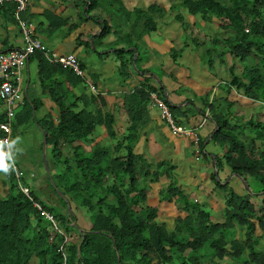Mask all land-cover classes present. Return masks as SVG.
I'll list each match as a JSON object with an SVG mask.
<instances>
[{
  "label": "trees",
  "instance_id": "trees-1",
  "mask_svg": "<svg viewBox=\"0 0 264 264\" xmlns=\"http://www.w3.org/2000/svg\"><path fill=\"white\" fill-rule=\"evenodd\" d=\"M88 1L87 12L100 3L99 0ZM17 6L16 0L0 3L2 15L7 20L25 22L22 12L26 6L16 15ZM178 6L204 21L215 18L218 28L229 32L226 37L211 38L212 48L205 50L202 60L210 67L212 50L216 47H219L217 55L221 61L225 54H230L232 63L227 68L230 79L224 84L260 103L259 110L246 120L249 136H243L236 133L238 124H230L227 115L218 109L217 101L214 106L202 99L209 111L216 108L211 115L218 129L213 132L212 139L224 148L223 163L239 177L255 179L261 186V191L255 193L259 195L264 192V0H181L180 4L172 3L168 10L156 4L126 10L120 4L118 12L125 16L123 23L131 24L121 40L133 47L129 52H124L122 47L115 49L120 73L127 74L134 50L138 69L141 55L137 41L155 30L158 19L167 11L186 28ZM104 24L101 36L111 31L108 22ZM44 49L52 52L45 46ZM171 53L173 59L179 54L177 51ZM125 54H129V58H125ZM31 56L39 58L38 74L42 81L47 71L64 67L59 62L51 63L41 51H35L28 58ZM237 63L242 65L239 73L235 70ZM63 70L76 79L75 83L83 85L81 76L70 67ZM49 90L52 94L53 89ZM151 92L150 87L145 91L144 84L128 96L135 106L128 109L129 125L126 133L119 136L111 126V115L97 112L94 116L86 104L76 111L74 104H66L64 91L52 95L59 110L57 122H50L48 118L42 122L35 119L47 135L48 170L43 158L37 165L45 177L42 197L25 179L27 172L21 168L20 171L17 165L18 175L22 172L19 178L16 170L7 175L2 173L8 187L5 196L0 197V264H226L229 261V264H264V249H257L264 237V198L260 206H256L249 194H239L228 183L220 185L217 182L225 196L222 218L213 220L210 211L189 199L177 184L172 163L168 160L150 162L145 154L134 152L139 135L137 129L143 123L142 120L137 122L138 111L143 108L139 103L146 101ZM89 98L83 91V102L89 103ZM168 108L176 118L175 108ZM3 120L0 136L5 135ZM13 120L12 127H17L33 121L34 117L19 112ZM98 125L106 127L108 137L116 138L115 143L83 149L78 142L90 144ZM65 145L70 146L71 152L59 160L57 157ZM223 163L221 158L215 157L216 168H221ZM162 175L170 181L159 190V199H173L185 213L176 218L171 229L157 220V207L148 202L150 183L157 182ZM21 186L28 187V194ZM34 203L39 204L40 209ZM80 208L85 212L84 225L77 215Z\"/></svg>",
  "mask_w": 264,
  "mask_h": 264
},
{
  "label": "crops",
  "instance_id": "crops-1",
  "mask_svg": "<svg viewBox=\"0 0 264 264\" xmlns=\"http://www.w3.org/2000/svg\"><path fill=\"white\" fill-rule=\"evenodd\" d=\"M24 1L26 9L22 12L25 18L23 20L32 29V36L58 55L74 54L82 69L81 78L84 82L83 85L75 83L76 79L69 74L66 75L68 72L64 71L65 67L62 66L61 69L57 67L53 71H47L42 81L38 74L39 58L31 56L27 59L22 69L21 98L15 106V114L21 112L23 115L31 114L34 117V120L28 123H32L40 130L41 139L36 144L33 141L31 148L39 146L38 152H42V128L38 127L35 119L42 122V119L48 118L50 122L51 120L57 122L59 110L52 100L55 93L64 91L62 94L66 104H74L76 111L83 109L86 104L94 116L97 112L111 115L113 117L111 126L119 136L126 133L129 125L128 109L135 106L128 96L145 84V91L149 87L152 88L151 93L155 92L156 100L150 95L146 101L139 103V107L143 108L138 111L137 122L142 120L140 122L143 123L137 129L139 135L134 144V152L145 154L152 162L168 160L172 163L176 182L188 198L204 202L211 218L214 220L216 213V221L221 220L225 193L216 183L224 185L240 177L223 163L224 148L212 139L216 122L211 113L216 110L214 106L217 101L218 109L227 115L232 125H237L234 123L237 122V117H240L244 127L250 115L260 108L259 102L241 95L233 87L229 88L224 84L228 77H225L223 71L225 69L227 71L232 63L230 54H225L221 61L217 55L219 47L212 50L213 57L211 56L210 63L215 64L214 69L217 68L215 76L209 73L202 60L201 48L205 50L212 48L211 38L226 37L229 32L219 29L215 18L204 21L198 15L190 14L185 7L178 6V13L183 17L186 28L173 18L170 11L160 19L156 17L158 19L156 29L145 33L137 41L141 55L137 61L138 69L135 67L137 53L134 50L133 60L127 66V74L125 72L122 74L114 51L122 47L124 52H129L133 47L121 40L122 36L129 32L131 24L127 21L123 23L125 16L119 15V5L122 4L126 10H133L156 4L168 10L172 3L180 4L181 0H118L120 3L114 4L110 0H99L98 6L88 12V0ZM104 21L108 22L111 31L101 36ZM113 21L115 23H112ZM113 24H116L115 29ZM22 44V30L18 22L5 19L0 9V51L17 48ZM173 51L179 53L175 59L172 58ZM125 58H129V54H125ZM158 68L161 75L154 71ZM49 88L53 89L52 94ZM83 91L90 96L89 103L83 102ZM201 99L214 103V106L212 105L214 108L209 111V117L205 120L203 113L208 108ZM157 100L174 107L173 114L176 115V118L172 117L174 123L185 130L189 129L190 133L173 131L161 118ZM2 118L4 104L0 101V125ZM14 123L15 120H12L13 125ZM21 125L12 127L10 138H13L14 133H20ZM243 134L249 136L247 130ZM115 141L116 138L108 137L104 125H98L90 144L78 143L83 149L89 150L95 144L112 145ZM61 150V155L57 157L59 160L71 152L69 145H65ZM19 154L20 152L16 155V165L19 170L21 168L27 172L26 180L36 171L41 174L42 168L38 169L37 165L43 156L40 160L37 154L21 159ZM216 156L221 158L223 163L219 169L215 167ZM31 158H36L34 166L31 164ZM20 171L18 178L22 176ZM169 181L166 175H162L157 182L150 183L148 202L157 207V220L171 229L176 218L184 216L185 213L173 199L169 201L159 199V190ZM7 187L5 177L0 173V197L5 196ZM37 187L42 190V184L37 183Z\"/></svg>",
  "mask_w": 264,
  "mask_h": 264
},
{
  "label": "built area",
  "instance_id": "built-area-1",
  "mask_svg": "<svg viewBox=\"0 0 264 264\" xmlns=\"http://www.w3.org/2000/svg\"><path fill=\"white\" fill-rule=\"evenodd\" d=\"M7 0H0V3ZM18 6L16 9V15L25 6L24 0H16ZM18 24L22 30L23 44L20 47L0 51V101L4 104V123L6 125L5 135L0 136V140L9 139L12 130V120L15 115V106L18 104L21 98V73L28 59V56L33 54L35 51L43 52L44 56L51 62L61 63L64 67H70L73 72L77 75L82 76L83 72L79 66V61L74 54L58 55L55 52H49V50L44 49V46L39 39L32 36V29L30 26L26 25L25 22L18 20ZM151 98L156 100L155 94L151 93ZM160 106V115L164 119L171 129L175 132L190 133L189 129H184L183 127L176 125L174 119L171 116V112L167 105L157 100ZM208 113L204 114V119L207 118ZM16 175L18 177L17 168L15 166ZM21 190L28 194V187L21 186ZM38 209H40L39 204L34 203ZM45 216L52 219V216L45 213Z\"/></svg>",
  "mask_w": 264,
  "mask_h": 264
},
{
  "label": "rangeland",
  "instance_id": "rangeland-1",
  "mask_svg": "<svg viewBox=\"0 0 264 264\" xmlns=\"http://www.w3.org/2000/svg\"><path fill=\"white\" fill-rule=\"evenodd\" d=\"M203 47V46H202ZM203 51H202V56L204 57L205 59V48H201ZM213 57V55H212ZM206 67L208 68V70L210 71L209 73L214 75L215 71L217 68L214 69L215 67V64H211L210 65V68L208 66V63L206 62L205 63ZM242 69V65L240 63H237L236 65V72L239 73ZM155 73L161 75V73L159 72V68L158 70H154ZM223 74L225 75V77H228V81L230 79V74L228 72V69L226 71V69L223 71ZM215 76V75H214ZM227 82V81H226ZM235 89V88H234ZM239 92V91H238ZM240 93V92H239ZM241 94V93H240ZM242 95V94H241ZM244 96V95H243ZM205 97V96H204ZM202 100V99H201ZM258 106V105H257ZM259 110V109H257ZM236 113V109H234V114ZM247 114V113H246ZM238 120L237 122L234 123L235 119L232 121V123L234 124H238V127L236 128V133L238 134H242L244 135L243 133H246V130H247V127H248V124H245L244 127H240L241 125L243 126V123H241V118L240 117H237ZM236 118V119H237ZM243 119V118H242ZM246 119V118H245ZM229 121V120H228ZM229 123L231 124V122L229 121ZM19 131L20 133H14L13 134V138L19 136L21 138V142L19 143V148H21L23 151L20 152V158H29L31 157L32 155L34 154H37L38 155V158L39 160L42 158V152H38L39 150V146L38 147H33L31 148L32 144H33V141L34 143H38V141L41 139V133H40V130L38 128H36L32 123H28V124H22L20 127H19ZM257 145L259 144V142L256 143ZM35 151H37L35 153ZM42 151V149H41ZM32 160V165L36 162V158H31ZM153 160V159H152ZM223 162L225 161L224 158H222ZM30 161V160H28ZM154 161V160H153ZM152 162V161H150ZM44 163V161H43ZM34 166V165H33ZM45 166V165H44ZM228 167V166H227ZM46 169V167H45ZM42 171V169L40 170ZM42 174V172H41ZM39 172H36L34 174V176H29L28 177V181H30L31 185L35 186L37 188V191H38V195L42 197V190L39 189V187H37V183H40L42 184V181H45V177H43L44 175H41ZM246 183L248 184V186L246 185ZM46 184V183H45ZM229 186L231 188H233V190L239 194H249L250 195V201L252 203H254L256 206H260V203H261V199L264 198V192H261L259 193V195H256V191H261V186L260 184L253 178L251 177H247V178H237L236 181L234 179L230 180L229 181ZM224 192V191H223ZM225 193V192H224ZM153 196V195H152ZM197 201H199L197 199ZM204 207L208 208L206 206V204L204 202H201L199 201ZM214 213V212H213ZM85 212L83 211V209H78L77 210V215H78V219L79 221H81L84 225V221L82 220V217L84 216ZM214 216H215V219L216 220V213H214ZM213 217V216H212ZM258 234H260V231H257ZM257 249L258 250H263L264 249V237H262L260 239V242L257 244ZM225 260H229V258H226L225 257ZM231 261L229 262H225L226 264H229ZM33 264V262H32ZM35 264V262H34Z\"/></svg>",
  "mask_w": 264,
  "mask_h": 264
},
{
  "label": "clouds",
  "instance_id": "clouds-1",
  "mask_svg": "<svg viewBox=\"0 0 264 264\" xmlns=\"http://www.w3.org/2000/svg\"><path fill=\"white\" fill-rule=\"evenodd\" d=\"M206 112L208 113L207 117H209V110H206L203 114ZM20 142L21 138L19 136L0 140V173L7 175L10 172L15 171L16 155L23 151L18 147Z\"/></svg>",
  "mask_w": 264,
  "mask_h": 264
},
{
  "label": "water",
  "instance_id": "water-1",
  "mask_svg": "<svg viewBox=\"0 0 264 264\" xmlns=\"http://www.w3.org/2000/svg\"><path fill=\"white\" fill-rule=\"evenodd\" d=\"M216 129H218V127H216ZM42 135H43L42 136V156H43V161H44V165L46 167V170H48L47 161H46V153H45L46 137H47V135H46V132L44 130H42ZM73 224L74 225H77L76 223H73ZM79 230L82 231V229L80 227H79Z\"/></svg>",
  "mask_w": 264,
  "mask_h": 264
}]
</instances>
